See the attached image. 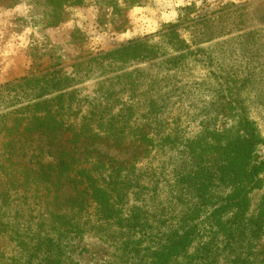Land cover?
Listing matches in <instances>:
<instances>
[{"label":"rangeland","instance_id":"obj_1","mask_svg":"<svg viewBox=\"0 0 264 264\" xmlns=\"http://www.w3.org/2000/svg\"><path fill=\"white\" fill-rule=\"evenodd\" d=\"M62 1L68 2L55 18L48 0H0V86L53 70L74 77L79 97L87 99L80 109L73 108L71 121L79 123L89 112H98L90 128L101 141L89 150L125 161L127 168L134 163L129 177L146 188V196L144 203L132 204L143 205L151 222L160 214L167 219L184 209L203 211L202 200L191 187L202 177L200 169L219 174L223 147L237 135L238 120L253 121L264 139V0H81L77 5ZM228 5L242 9L217 23L216 31H223L220 37L200 44L198 31L184 29L195 15L236 7ZM192 6L189 13L186 8ZM169 23H182L177 33L187 48H159L163 54L158 58L125 64L105 61L99 67L88 62L130 39L149 36V43L163 46L158 33ZM137 81L133 88L123 87ZM99 115L101 126L96 125ZM111 117L122 123L105 127ZM111 129L125 137L121 147L104 139ZM138 134L151 144L142 140L136 159L135 146L129 143L137 141ZM7 142L2 132L0 221L19 225L14 229L24 235L35 230L38 220L47 225V193L42 185L35 190L34 181L15 193L11 183L20 185L26 179L25 169H37L53 158L43 139L35 137L26 142L19 163L5 162ZM252 156L254 161L264 160V146L255 147ZM261 179L264 185V173ZM208 193L218 199L228 189L214 181ZM262 193L264 188L249 195L248 216L258 212ZM98 236L86 233L66 242L67 264H120L118 243ZM193 250L199 256L202 249ZM17 251L12 238L0 237V252L11 256ZM247 254L254 264L264 259V229ZM213 264H225L223 257Z\"/></svg>","mask_w":264,"mask_h":264},{"label":"trees","instance_id":"obj_2","mask_svg":"<svg viewBox=\"0 0 264 264\" xmlns=\"http://www.w3.org/2000/svg\"><path fill=\"white\" fill-rule=\"evenodd\" d=\"M73 1L69 5L81 3V0ZM48 2L56 12L55 18H59L68 1ZM228 8L220 9L222 12L218 14L195 15L186 21L188 25L184 29L198 31V43L210 42L223 32L216 31L217 23L239 12L242 6H236L234 10ZM186 10L191 13L194 6ZM181 24L163 26L158 33L163 46L156 48L149 43V36L130 39L88 62L99 67L105 61L125 64L158 58L163 54L160 49L187 48L177 33ZM75 82L74 77L53 70L23 76L0 86V134L4 133L8 139L6 146L10 149L5 162L19 163L26 142L35 137L43 139L48 155L53 158L37 169H25L26 179L20 185L11 183L15 193L29 182L34 181L35 190L42 185L47 193V225L38 220L35 230L23 235L14 229L19 225L0 221V237L12 238L18 250L11 256L0 252V264H67L66 242L86 233L118 243L120 264H213L220 257L225 264H254L247 258V253L252 240L264 229V193L258 212L247 215L251 202L249 195L264 188L261 179L264 160L254 161L252 156L255 147L264 146V139L259 137L254 122L245 117L238 120L237 135L223 147L224 160L218 175L213 169H200L203 175L191 188L196 192L195 197L202 200L199 207L204 210L184 209L167 219L160 214L153 218L152 222L156 224L153 227L143 205L132 204L136 201L144 203L146 196V188L129 177L134 163L127 168L125 161L100 155L96 149L89 150L101 141L100 135L90 128L91 119L98 112H89V117L82 118L79 123L71 121L73 108L80 109L82 101L87 99L79 97L78 89L73 86ZM126 85L133 88L138 81L123 84V87ZM101 118V115L96 118V125L104 124ZM118 123L111 117L105 127L113 128ZM104 139L121 147L125 137L111 129ZM134 139L137 141L129 144L135 146L137 155L134 158L137 159L142 152L141 141L151 142L141 134L134 135ZM17 144H20L18 148ZM214 181L228 189V193L213 199L208 191L213 188ZM196 246L202 249L199 256H195L196 250H193ZM259 263L264 264V259Z\"/></svg>","mask_w":264,"mask_h":264}]
</instances>
